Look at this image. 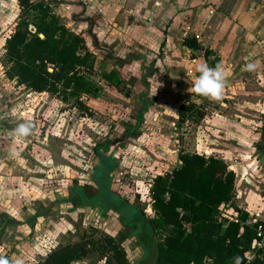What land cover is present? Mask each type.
<instances>
[{
  "label": "rangeland",
  "instance_id": "374dc122",
  "mask_svg": "<svg viewBox=\"0 0 264 264\" xmlns=\"http://www.w3.org/2000/svg\"><path fill=\"white\" fill-rule=\"evenodd\" d=\"M165 2L167 0H71V17H62L63 14L58 13L67 28L85 38L86 48L96 57L92 71H86L85 76L98 96L83 98L92 115L80 111L74 105L75 99L65 103L61 97L49 94L37 99L42 112L39 117L28 120L34 124L35 132L29 136L26 152L35 172L31 174L33 178L27 181L26 189L36 194L38 199L31 201V195L27 198L30 207L24 218L31 225L35 222L36 210L45 216L38 221L36 219V229L17 228L19 233L14 231L9 234L2 243L0 253L21 256L25 264H37L47 247L79 241L81 235L105 231L118 237L122 228L117 214L102 213L100 203L93 207L73 208L72 205L53 201L69 196L78 185H93L99 163L95 148L121 138L124 131L133 130L136 133H130L125 142L111 147L107 153L119 163L113 174L114 190L134 202L135 207L142 209L148 218L153 217L151 186L154 178L173 171L180 150H188L189 141L201 124L192 119L178 128L179 106L191 97L206 115H211L221 105L190 93L188 80L191 81V77L182 75L180 70L171 80L167 78L169 71L156 67L161 59L159 54L154 57L147 50H134L131 44L121 45L115 53L107 54L103 50L109 46L104 37L110 32L132 37L133 32H144L146 35V32L169 29L168 16L177 4ZM94 17L97 19L86 20ZM5 29L12 32L14 28ZM91 29L99 39V48L89 34ZM142 57H146V62L139 60ZM115 58L128 63L122 68ZM186 58L189 57L186 55ZM0 66L4 69L8 66L1 53ZM141 67L147 76L146 87L142 84ZM111 70L121 73L123 91H118L105 80L104 75ZM14 86L19 98L29 93L23 86ZM204 122H209L207 117ZM262 126L260 118V128ZM257 138V156L260 157L263 133H259ZM35 141L41 142L38 148L33 147ZM35 155L43 157L46 163L40 165L33 161L31 158ZM46 194L49 197L42 199ZM163 235L157 234L156 240L163 239ZM124 246L132 264H137L146 255L135 232L128 233ZM75 264H105V260L94 255Z\"/></svg>",
  "mask_w": 264,
  "mask_h": 264
},
{
  "label": "crops",
  "instance_id": "0c3cea01",
  "mask_svg": "<svg viewBox=\"0 0 264 264\" xmlns=\"http://www.w3.org/2000/svg\"><path fill=\"white\" fill-rule=\"evenodd\" d=\"M171 1L177 6L168 16L169 29L167 27L159 32H146V35L144 32H133L132 37L124 36L120 32H110L111 36L106 34L104 40L114 53L121 45L131 44L134 50H147L154 57L161 55L156 67L161 66L169 71L167 78L170 80L179 70L182 75L194 80L199 74L197 63H206L204 51L188 49L183 44L184 38L196 37L205 49L214 52L213 58H218L219 64L228 73L224 96L219 101L220 108L200 121L201 124L193 133L186 152L223 160L228 170L236 174L230 216L242 222L252 220L261 224L264 222V168L259 164L260 157L257 156V136L262 132L264 141V4L248 0H167L165 3ZM35 2L48 4L56 15L60 12L62 17H71V0ZM18 13L17 0H0L1 54H5L6 40L12 33L5 28L15 27ZM60 14L58 16L61 18ZM249 63L257 64L256 71L246 70ZM5 69L0 66V223L5 222L6 217L17 223L15 227L5 230L3 242L14 231L19 233V229L28 228L25 227L24 218L30 207L27 198L33 196L30 198L32 201L38 197L26 189L27 181L33 178L31 174L35 172L33 163L30 165L26 157L29 137H18L13 129L19 123L39 117L42 109L38 108L41 103L37 99L49 94L29 90L28 94L19 98L15 92V83L9 80L7 68ZM112 71L114 70L106 74ZM105 80L115 87L113 82L106 78ZM84 97L86 95H82L83 102ZM206 117L209 122H204ZM260 118L263 120L262 128ZM40 145V141H35L33 147L38 148ZM12 150L19 155H10ZM31 159L40 165L46 163L38 155ZM180 165L182 162L178 159L175 168ZM47 197V194L42 196L43 199ZM218 220L223 222V229L234 223L220 214ZM240 226V232H243L246 225ZM163 240L164 235L158 242L162 243ZM250 250L251 247L248 252ZM242 261L243 264L251 263H247L245 256Z\"/></svg>",
  "mask_w": 264,
  "mask_h": 264
},
{
  "label": "trees",
  "instance_id": "16d2710c",
  "mask_svg": "<svg viewBox=\"0 0 264 264\" xmlns=\"http://www.w3.org/2000/svg\"><path fill=\"white\" fill-rule=\"evenodd\" d=\"M17 1L20 13L6 40L4 54L9 80L31 92L59 96L65 103L75 99L74 105L80 111L92 115L81 98L82 95L98 96L85 76L86 71H92L96 57L86 48L84 38L67 28L48 4ZM183 44L193 51L203 50L210 67L220 63L218 58H213L214 52L205 49L196 37L184 38ZM49 65H53L52 73ZM104 78L123 91L119 73L112 71ZM205 116L201 106L191 97L187 98L178 109L177 126L181 128L192 119L200 122ZM101 148L99 145L96 151L107 164L109 174L115 164L103 157ZM178 158L182 165L153 180L152 218L133 210L127 200L110 201L106 187L108 176L98 190L105 210L111 208L121 211V216L130 215L129 220L125 216L122 221L126 227L138 230L137 236L148 250L155 245L154 264H235L236 256L244 258L249 251L258 225L245 226L240 232L241 224L230 223L223 229V222L218 220L220 208L234 199L236 174L216 157L206 158L180 150ZM97 195L93 197L98 199ZM73 199L76 205H93L87 200L85 187L79 188ZM160 233H164L162 243L156 240ZM125 239L124 235L117 240L105 233L86 235L76 243L60 245L39 264H74L93 254L105 258L107 264H131L122 248ZM250 264H264V259Z\"/></svg>",
  "mask_w": 264,
  "mask_h": 264
},
{
  "label": "flooded vegetation",
  "instance_id": "af4514ba",
  "mask_svg": "<svg viewBox=\"0 0 264 264\" xmlns=\"http://www.w3.org/2000/svg\"><path fill=\"white\" fill-rule=\"evenodd\" d=\"M96 17H94V18H88V19H86V20H90V21H92V20H94ZM99 18V17H98ZM97 19V18H96ZM71 30V29H70ZM74 32V31H73ZM76 33V32H75ZM78 34V33H77ZM89 34H90V36L95 40L94 42H95V46L97 47V48H99V39H98V37L95 35V33L93 32V30L91 29L90 30V32H89ZM80 35V34H79ZM80 36H82V35H80ZM83 37V36H82ZM84 38V37H83ZM84 40H85V38H84ZM85 43H86V41H85ZM87 47V46H86ZM88 49V48H87ZM103 50H105L106 51V53L107 54H110V53H112V51L109 49V47L107 48V49H103ZM89 51V50H88ZM92 53V52H91ZM116 59V58H115ZM139 60L140 61H143V62H146V57H142V58H139ZM116 62H117V64L118 65H120L122 68H124V66L128 63V62H125V61H123L121 58H117L116 59ZM156 66V65H155ZM120 67V68H121ZM121 68V69H122ZM120 69V70H121ZM141 72H142V74H143V76L141 77V79H142V84H143V86H145L146 87V84H145V80L147 79V76H146V74H145V72H144V69L141 67ZM119 74H120V72H118ZM121 86H122V84H121ZM117 90L118 91H120L118 88H117ZM121 92V91H120ZM144 111H146V110H144ZM133 132V130L132 131H124V133H123V135H122V137L121 138H116L115 140H113V141H109V142H107V143H102V144H99L100 146L102 145V148L100 149V152H101V154L103 155V157H105L106 159H109L111 162H113L114 164H115V166H114V168L111 170V172L109 173V174H107V170H108V168L106 167V163L104 162L103 163V159H102V157L98 154V152L96 151V149L98 148V146L95 148V154L97 155V157H98V160H99V163L97 164V168H96V172L94 173V176H93V185H91V186H89V185H85V186H81V185H78L76 188H75V190H74V192H72V194L68 197H65V198H61V197H59L57 200H54L53 202H57V203H62V204H70V205H72L73 206V208L75 207V208H79V207H86V206H88V207H93V206H95L97 203H100V205H101V211H102V213H104V214H109V213H113V214H117V219H118V222H119V224H120V226H121V228H122V230L120 231L121 233H120V235L118 236V237H115V236H112V235H110V234H108V233H106L105 231L103 232H98L97 231V234H94L93 236H98V235H100V234H102V233H105V234H107V235H109V236H111V237H113V238H115V239H117V240H119L120 239V237L122 236V235H124V236H126V239H127V236H128V233L130 234L131 232L133 233V232H135V236L138 238V240H139V237L137 236L138 235V233H137V229H134L133 227H126L125 225H124V223H123V221H122V218L123 217H125V216H121V211H116V210H113V209H111V208H109V209H106L105 210V207H106V205H104V201H103V199L101 198V196L102 195H100V193H98V190H99V187L100 186H102V183H103V180L107 177V185H106V187H107V194L109 195V200L110 201H114V202H119L120 200H127L128 202H129V204H130V206L132 207V209L133 210H138V208L137 207H135V205H134V202H131L129 199H127L125 196H120L118 193H116L115 192V190H114V173H115V171H116V169L118 168V162H117V160H115L113 157H111V156H108L107 155V153H109V151H110V148L111 147H114V146H116V145H118V144H120V143H123V142H125L126 141V139H127V136L128 135H130V133H132ZM136 132H133V135L135 134ZM109 169H110V167H109ZM82 187H85V189H86V193H87V200H89L91 203H93V205H76L75 204V202L73 201L74 199H73V197H74V195L77 193V191L79 190V188H82ZM101 191V190H100ZM71 193V192H70ZM98 194L97 195V198L98 199H96V197H93L94 196V194ZM49 197V196H48ZM43 199V198H42ZM53 205V204H52ZM38 210H36V212H35V216L34 217H36L35 218V220H33V221H35V222H33V223H31V225L29 224H27V221H25V225H26V227H28L29 229H31V230H33L34 228L36 229V226H35V224H36V219H37V221L39 220V219H42L45 215L44 214H40V212H37ZM139 211H141V212H143L144 214H145V212L141 209V210H139ZM106 215V216H107ZM146 215V214H145ZM127 217V220H129V217H130V215H127L126 216ZM147 217V216H146ZM126 221V220H125ZM127 222V221H126ZM5 223V224H4ZM17 222L14 220V219H9V218H7L6 217V221L5 222H1L0 223V236H1V245H0V249H1V247H2V243H3V235H4V233H5V230L8 228V227H15ZM5 225V226H4ZM37 225V224H36ZM4 226V227H3ZM84 236H86V234H84V235H81L80 236V238H82V237H84ZM80 238H79V240H80ZM126 239H125V241H126ZM125 241H122V248L125 250V252H126V254H127V258H128V253H127V251H126V249H125V246H124V242ZM77 241H75V242H70V243H59V244H56L55 246H49V247H47L46 249H47V251H45V253H44V256L42 257V260L41 261H39L37 264H39V263H41V262H43L44 260H45V258L47 257V255L49 254V253H51L53 250H55L57 247H59L60 245H68V244H73V243H76ZM139 242H140V240H139ZM142 245H143V247L145 248V251H146V255L137 263V264H151V257H152V255H153V253H155V245H153V246H151V248H150V250H148V248H146L145 247V245L142 243V242H140ZM94 255H98V256H100L99 254H93V255H91V256H89V257H92V256H94ZM88 257V258H89ZM101 257V256H100ZM88 258H85L84 260H86V259H88ZM103 260H105V264H107V260L105 259V258H103V257H101ZM84 260H82V261H84ZM128 260H129V258H128ZM82 261H79V262H76V263H80V262H82ZM129 262L131 263V261L129 260ZM155 263V262H154ZM153 263V264H154ZM75 264V263H74ZM132 264V263H131Z\"/></svg>",
  "mask_w": 264,
  "mask_h": 264
},
{
  "label": "clouds",
  "instance_id": "9594fccd",
  "mask_svg": "<svg viewBox=\"0 0 264 264\" xmlns=\"http://www.w3.org/2000/svg\"><path fill=\"white\" fill-rule=\"evenodd\" d=\"M257 64L249 63L246 65V70L256 71ZM198 76L194 80L188 82L190 87L188 91L192 94H197L210 101L219 102L223 99L224 89L226 87L228 73L224 67L217 64L215 67H210L207 63H197ZM191 75V74H189ZM13 132L16 136L21 138H27L34 135L35 126L30 121L19 123ZM12 156H18L19 153L12 150L10 153ZM235 264H243L242 258L236 256ZM0 264H25L23 257L21 256H9L5 253H0Z\"/></svg>",
  "mask_w": 264,
  "mask_h": 264
},
{
  "label": "built area",
  "instance_id": "2783aa9c",
  "mask_svg": "<svg viewBox=\"0 0 264 264\" xmlns=\"http://www.w3.org/2000/svg\"><path fill=\"white\" fill-rule=\"evenodd\" d=\"M252 3H263L264 0H248ZM48 70L50 73L53 72V65L48 66ZM232 209L231 203L225 204L220 208V215L224 218L229 220L230 222H234L241 225L246 226H255L256 223H254L252 220H246L245 222L240 221L238 218L230 216V211ZM247 263L252 262L258 258H264V222L261 224H258L255 228V238L251 246L250 252H248L246 255Z\"/></svg>",
  "mask_w": 264,
  "mask_h": 264
},
{
  "label": "water",
  "instance_id": "95a60500",
  "mask_svg": "<svg viewBox=\"0 0 264 264\" xmlns=\"http://www.w3.org/2000/svg\"><path fill=\"white\" fill-rule=\"evenodd\" d=\"M41 38H44L43 35H40ZM262 155L260 156L259 158V164L264 168V141H263V144H262ZM151 264H153L155 262V259H156V256H155V253H153L152 257H151Z\"/></svg>",
  "mask_w": 264,
  "mask_h": 264
}]
</instances>
